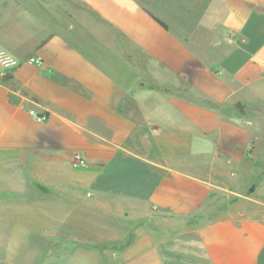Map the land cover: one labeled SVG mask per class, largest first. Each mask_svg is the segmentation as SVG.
<instances>
[{
  "label": "crops",
  "instance_id": "0c3cea01",
  "mask_svg": "<svg viewBox=\"0 0 264 264\" xmlns=\"http://www.w3.org/2000/svg\"><path fill=\"white\" fill-rule=\"evenodd\" d=\"M0 44V263L264 264V0H0Z\"/></svg>",
  "mask_w": 264,
  "mask_h": 264
},
{
  "label": "built area",
  "instance_id": "2783aa9c",
  "mask_svg": "<svg viewBox=\"0 0 264 264\" xmlns=\"http://www.w3.org/2000/svg\"><path fill=\"white\" fill-rule=\"evenodd\" d=\"M29 62L40 63V58L31 57L28 59ZM23 61L15 56L13 53L8 51L5 47L0 44V77H6L18 68ZM30 114L35 116L39 121H45L47 119L46 113H38L35 110H30Z\"/></svg>",
  "mask_w": 264,
  "mask_h": 264
},
{
  "label": "rangeland",
  "instance_id": "374dc122",
  "mask_svg": "<svg viewBox=\"0 0 264 264\" xmlns=\"http://www.w3.org/2000/svg\"><path fill=\"white\" fill-rule=\"evenodd\" d=\"M259 91H260L259 89H255V88L252 87V88L246 89L243 92L242 99L245 101L244 103H245L246 106H249L250 102H254L255 100H258V99H262L264 101V97L258 98L260 96L259 95ZM177 93L184 95L185 94V91L181 89V90L177 91ZM21 232L22 231L16 229V227L14 225H13V227H11V229L4 228V227H1L0 228V253L1 254L7 248V246L6 247L4 246V243L6 241V238L10 237V235L11 236H14V237H17L18 235H20ZM3 254L7 255L5 252ZM0 264H6V263H2L1 262Z\"/></svg>",
  "mask_w": 264,
  "mask_h": 264
},
{
  "label": "trees",
  "instance_id": "16d2710c",
  "mask_svg": "<svg viewBox=\"0 0 264 264\" xmlns=\"http://www.w3.org/2000/svg\"><path fill=\"white\" fill-rule=\"evenodd\" d=\"M154 18L163 26V27H165V28H167L168 26L162 21V20H160L159 18H157L156 16H154ZM158 88H161V87H158ZM165 91H167V92H170V90H169V88H165L164 89Z\"/></svg>",
  "mask_w": 264,
  "mask_h": 264
}]
</instances>
